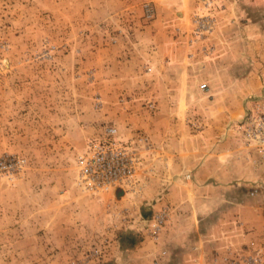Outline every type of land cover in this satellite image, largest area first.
<instances>
[{"label": "rangeland", "instance_id": "1", "mask_svg": "<svg viewBox=\"0 0 264 264\" xmlns=\"http://www.w3.org/2000/svg\"><path fill=\"white\" fill-rule=\"evenodd\" d=\"M105 1L0 0V264H184L167 245L175 230L186 248L216 242L227 229L242 238L262 230L264 193L248 191L264 174L251 164L240 124L264 96V0L198 9L208 18L200 22L193 0H160L172 12L170 22L161 18L163 40L152 38L161 46L150 51L145 40L136 56L129 47L139 31L157 27L156 7ZM104 125L147 144L137 145L125 192L90 195L74 184L73 161ZM220 147L228 184L220 196L210 189L192 199L173 182L190 175L177 165L206 155L215 165ZM13 157L22 165L4 167ZM138 242L150 245L148 256H133Z\"/></svg>", "mask_w": 264, "mask_h": 264}, {"label": "built area", "instance_id": "2", "mask_svg": "<svg viewBox=\"0 0 264 264\" xmlns=\"http://www.w3.org/2000/svg\"><path fill=\"white\" fill-rule=\"evenodd\" d=\"M193 1L196 7L193 17L195 22H200L208 18L201 16L198 9L207 11L216 5H223L225 2L236 3L240 0ZM151 106L149 104V107ZM240 127L245 147L251 152V164L264 174V96L252 101ZM140 143L147 144V138L138 135L135 139H122L115 126H102L99 132L84 139L82 147L74 157V184L90 195L125 192L131 185L139 165L137 145ZM22 163V158L13 157L7 165H3L12 169ZM261 193H264V181L252 180L248 194L255 197ZM166 215V211L154 215L149 231L153 240L157 239ZM189 249L192 254L184 264H264V224L261 231L251 232V235L239 244L227 240L219 249L202 251L201 247L196 245H191ZM164 253V250L160 251L161 255ZM153 264L157 262L153 261Z\"/></svg>", "mask_w": 264, "mask_h": 264}, {"label": "crops", "instance_id": "3", "mask_svg": "<svg viewBox=\"0 0 264 264\" xmlns=\"http://www.w3.org/2000/svg\"><path fill=\"white\" fill-rule=\"evenodd\" d=\"M139 1L140 0H130V1L129 0H107V1H105V4H109L110 6H118V5H129V4L133 3V5H137L139 3ZM156 1H158V2L156 3ZM162 1L160 2V0H152L153 5L156 7V10H155V15L156 16H155V19L153 20V23L154 22H158L157 23V27L154 26L155 29L151 28L150 30H147L146 27H145L143 30L139 31V33H138L139 35H136L134 37L133 44L131 45V47H129L130 50H131V51H128L129 55H132V53L135 52L134 50L136 49V47H138V44H141V42H145V40H148L145 43V47H144L145 49H149L150 51H154L155 48H158L156 50H159L161 44L160 43L152 44L153 43L152 38H155L157 41L158 40H163L164 32L162 30L161 24L163 22V19H166V18H168L166 20L170 22V20H171L170 16H172V12L163 11V8H160L158 6H160L159 4L163 5V2L166 3V4H169L170 2H174L175 3L174 0H164L163 2ZM181 2H185V1L181 0ZM175 11H177V12L180 11V16H182L181 17L182 19H183V17H185V15H184L185 13L183 11V8L182 9H180V8L174 9V12ZM161 18H163V19H161ZM133 55H135V54L133 53ZM142 59H144V58H142ZM142 59H141V61H142ZM127 64L131 65L132 63H128L127 62ZM132 67H133V65L128 67V68H132ZM237 149H238V147L237 148L236 147H232V150H237ZM185 154H187V155H185V157H188L189 155L192 156L191 152L185 153ZM223 154H224V148L220 147L219 151H216V154H215L216 155V157L214 159L215 165H213L212 158L209 155H206V157L201 156L199 159L196 160L197 162L195 161L196 163H193L190 160V163L185 161V163L183 165H177V169H176L177 170V174H179L181 171H184V172L189 171L190 175H189L188 181H184L183 182L182 178H176V180L173 181L174 184H178L177 183L178 181L183 183L185 188L188 187L189 190L191 191V198L194 199V200L195 199H199L200 196H202V195L207 196L205 191L206 190H210V189L213 190V193L211 195L220 196V193L223 191L222 188H225V186H223V185L228 184V181H227L228 179H227L225 173L223 172V170H224L223 168L225 167V164L219 161L221 158H223V157H219V155L223 156ZM191 156H189V159H190ZM212 165L217 167V168H219V169L215 170V172H213V170L209 169V166H212ZM235 178H239V176L237 174L236 175L232 174L231 175V182H236L237 180H235ZM185 198L189 200L187 192L185 193ZM192 206H194V203L193 204L190 203L189 205L187 204V207L185 206V208H189V210H190L192 208ZM231 210H233V211L234 210L243 211L241 209V207L240 208L234 207ZM255 222H257V221H255ZM251 223H252V221L250 220L249 223H247V224L251 225ZM192 228L193 227L191 226L190 229L192 230ZM255 229H257V227ZM170 230H173V229L170 228L169 231ZM226 231L228 233H226L224 235H221V232H219L220 237H217L218 239H216V242H212L210 244L203 243V245L201 243V250L202 249L205 250L208 246H211L214 249H219V248H221L222 244H224L227 240H232L233 243L239 244L242 241L244 242L246 240L247 236H248V234H247L245 237L243 236V238H242V234H240V233L232 232V230H230V229H227ZM175 232H176V230L172 234H170V236L173 235V237L171 238L172 241H168V243H167L168 247L171 248L170 252L172 250L173 261L176 260V255L177 254L181 255L177 259H181L182 260L183 258L184 259L186 257L188 258L189 254H186V253H188V251H190V249L188 250V247L191 245L190 244L186 248L185 246L188 243L181 244L180 239H177L175 237ZM228 236H232V237L229 238ZM142 246H145V245L141 244L139 242L134 244L133 247L135 248V252H133V256L135 254L136 255H138V254L140 255L142 253L146 254L147 256L149 255V253L147 254L146 250L149 249L150 245H147L148 247H142ZM151 247H152V250H154L155 247H153V245H151ZM172 247H174V248H172ZM127 250H128V248H127ZM142 250H145V251H142ZM206 251H208V250L206 249ZM191 254L192 253H190V255Z\"/></svg>", "mask_w": 264, "mask_h": 264}, {"label": "water", "instance_id": "4", "mask_svg": "<svg viewBox=\"0 0 264 264\" xmlns=\"http://www.w3.org/2000/svg\"><path fill=\"white\" fill-rule=\"evenodd\" d=\"M121 191H118L117 193H120Z\"/></svg>", "mask_w": 264, "mask_h": 264}]
</instances>
